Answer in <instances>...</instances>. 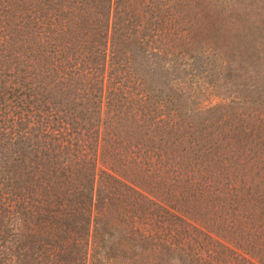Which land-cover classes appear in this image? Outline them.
Masks as SVG:
<instances>
[{
    "label": "trees",
    "instance_id": "trees-1",
    "mask_svg": "<svg viewBox=\"0 0 264 264\" xmlns=\"http://www.w3.org/2000/svg\"><path fill=\"white\" fill-rule=\"evenodd\" d=\"M264 0H0V264H264Z\"/></svg>",
    "mask_w": 264,
    "mask_h": 264
},
{
    "label": "rangeland",
    "instance_id": "rangeland-1",
    "mask_svg": "<svg viewBox=\"0 0 264 264\" xmlns=\"http://www.w3.org/2000/svg\"><path fill=\"white\" fill-rule=\"evenodd\" d=\"M263 38H264V36H263Z\"/></svg>",
    "mask_w": 264,
    "mask_h": 264
}]
</instances>
